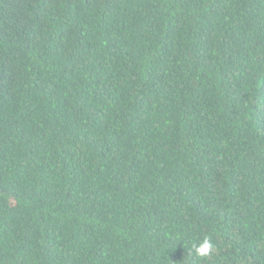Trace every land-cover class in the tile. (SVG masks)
Returning a JSON list of instances; mask_svg holds the SVG:
<instances>
[{
	"label": "trees",
	"instance_id": "trees-1",
	"mask_svg": "<svg viewBox=\"0 0 264 264\" xmlns=\"http://www.w3.org/2000/svg\"><path fill=\"white\" fill-rule=\"evenodd\" d=\"M0 264H264V0H0Z\"/></svg>",
	"mask_w": 264,
	"mask_h": 264
},
{
	"label": "clouds",
	"instance_id": "clouds-1",
	"mask_svg": "<svg viewBox=\"0 0 264 264\" xmlns=\"http://www.w3.org/2000/svg\"><path fill=\"white\" fill-rule=\"evenodd\" d=\"M193 248L199 256L207 257L211 255L214 248V243L211 237L205 236L197 244H194Z\"/></svg>",
	"mask_w": 264,
	"mask_h": 264
}]
</instances>
